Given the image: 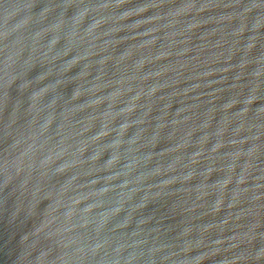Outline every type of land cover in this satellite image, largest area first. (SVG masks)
<instances>
[{
  "label": "water",
  "instance_id": "1",
  "mask_svg": "<svg viewBox=\"0 0 264 264\" xmlns=\"http://www.w3.org/2000/svg\"><path fill=\"white\" fill-rule=\"evenodd\" d=\"M0 264H264V0H0Z\"/></svg>",
  "mask_w": 264,
  "mask_h": 264
}]
</instances>
